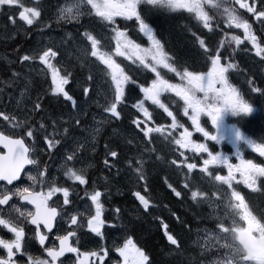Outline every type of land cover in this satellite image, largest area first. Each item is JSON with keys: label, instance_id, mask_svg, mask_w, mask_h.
<instances>
[{"label": "rangeland", "instance_id": "374dc122", "mask_svg": "<svg viewBox=\"0 0 264 264\" xmlns=\"http://www.w3.org/2000/svg\"><path fill=\"white\" fill-rule=\"evenodd\" d=\"M187 2H190V0H186ZM20 2L24 5V7L32 8L38 11L37 6L34 5V2L30 0H20ZM114 2H122V0H114ZM181 2H184L181 0ZM207 4L204 6V11L207 12L208 10L212 11V13L215 14V17L209 16V24L211 26V31L209 28H205L203 25V21L199 20L194 12L187 11V9L176 11L174 9H171L167 7L164 3L161 2V0H140L139 5L142 3V7H146L147 3L149 5L152 4L151 7H154L158 10L163 11V15L170 13H173V15H183L187 12L188 15L192 16L196 24L200 27V29H205L207 32V36L205 39L207 42V38L209 36H212L213 33H216L214 37V42H217L219 40L220 35L218 34L216 29L217 24H221L227 29V33L233 31L232 34H225L224 37L221 36V42L223 43V47L221 50H217L220 52H223L225 56H229L234 49V51L239 50L242 48L241 55V61L240 64L245 65L246 68L251 71V73L254 72V66L251 63L256 64L255 76L259 79L261 76L260 74L264 72V64L260 63V56L256 55V48L253 46L252 41L247 39L244 33V30L242 28H236V27H228L227 25V17L224 14L225 8L229 7V1L228 0H204ZM243 2H245L243 0ZM79 3V7H75V5ZM62 8L55 10L54 13L58 15L59 20L56 22V20L46 21L44 24L40 26L39 33L36 37V42L33 44L28 45H21V46H11L9 42L13 39V31L15 30L11 25L5 24L2 35H0V130H6V131H0V133H5L11 135V132L8 131L10 128H20L22 127V124L24 120L28 117L31 118V121L34 120L35 113H33V104L37 103L40 98L43 97V93L45 90L42 89V87L39 85V83L43 82L44 80L47 81V83L52 86L53 88V95L55 99L61 103L62 106L66 107L67 110L71 112H75L74 109H72L71 102L67 101L63 93L55 91L57 84L62 80H67L68 83L62 84L61 86L64 88L65 91H68L70 95H72V91L70 89H75L77 96L81 91V84L83 80L88 75H94L97 80H99L101 83L104 81H108L109 84H111V91H105L102 92L100 95L93 96L92 101L89 102V104L84 105V112H82L79 116H86V112L89 113L90 107L94 108V115L93 118L97 117L100 121L97 119H94V122L96 125H94L91 128H77L75 125V118H73V121L69 125V130L72 133L71 136L65 137L64 133V123H65V110L61 111L59 115L55 118V120L52 122V118H49L46 120L49 127H53L56 130H59L58 135H63L62 138L61 147L59 146L58 151L56 153L49 152V145L45 143L43 138H40L38 141H36V137L32 136L31 138L34 140V142L37 144L35 149V158H39L43 161L42 165V171H44L42 177L46 175L49 179L47 180V183H44L46 186V191L43 192V195H47L51 188L53 186H61L62 188H70L73 184H76V180L70 179L68 176L65 175V172L71 168V164L68 163L67 156L71 155L72 147L74 149V143L73 140L75 138H78L77 133L80 130H86L87 135L84 137L83 133L82 138H80V141L84 143L85 138L87 139L86 144V150H81L78 155L83 157L84 163L91 164L92 162L89 160V144L94 142L95 139H97L99 131H101L103 134L107 135L109 133V128L111 125V121H108V118L103 116L102 113H100L101 107H98L99 105H105L106 102L110 103L114 97L113 93L115 92V82L112 81V69L105 68L106 72L95 70L94 64L89 63V66L83 61L84 57L82 55L83 52L81 49H76V40L74 37L75 34L69 32L66 27L72 26L67 25L65 22H68V20L73 19V24L80 26L84 28V21H88L90 18L91 13H95L96 10L92 7L91 4L87 2V0H83V2H79V0H65L61 2ZM239 4L235 3L234 0V6ZM7 11L9 13L13 12V9L7 8ZM183 9V8H182ZM23 9H19L18 11H15V13H19V11H22ZM86 10V12H85ZM89 12V13H87ZM185 14V15H187ZM101 17V16H100ZM37 18V17H31ZM121 18L125 22L127 21V24H130L132 28L135 30L133 32L129 31L130 29L127 27H119L120 30H123L121 32L124 33L123 37H118L119 41L121 43V51H124L126 53L129 52V49L124 48L123 45L127 43V41L131 40L135 43L134 38L140 37L141 40H144L146 42V47H151V42L148 40L147 36H145L143 33L139 31V25L135 21V19L128 20L125 19L123 16H114L112 21H108L101 17V21H104L106 24L113 26L115 24L116 19ZM18 21V19H16ZM216 22V24H214ZM34 24V20H33ZM60 24V26H59ZM70 24V23H69ZM20 23L16 24V26H19ZM126 26V25H125ZM194 29V28H193ZM190 28L189 33L186 32L185 27L177 31L176 33H173L171 42L172 45H169V48L165 51L168 53L169 56H172L173 54H176L177 59L181 65L188 67V69H182L178 63H174L172 60H169L168 63L172 65V67L176 68L178 72L184 73L185 71L191 72L193 74H207L211 71L212 66L211 60H209L205 56H201L199 53L203 51L200 47L196 46L194 50H192V46L194 44L195 36H193L194 30ZM119 31V30H118ZM117 31V32H118ZM72 37H67L66 34ZM232 36L239 37L243 43L240 45H236L234 41L231 40ZM257 39V37H256ZM118 40V39H117ZM116 40V41H117ZM257 43L261 48H264L263 45L259 43V40L257 39ZM199 44V42H198ZM225 45H229V47H224ZM141 46V45H140ZM246 46V47H245ZM2 48L5 49L2 50ZM117 48V47H116ZM116 48L113 50L111 55H104L105 57H111L113 61H115L116 64L120 66L121 69H123L124 74L129 76L132 80H135L136 83L142 84L143 82L148 81V76H152V79L156 80V73L152 72L150 69H146L143 67V65L140 64L139 60H136L135 57H132L131 59L128 58L127 55H117L116 54ZM51 51L55 52V56H49L47 58V61H41L39 59L40 56L43 55L44 51ZM5 52V53H4ZM199 52V53H198ZM238 52V51H237ZM25 55H28L29 57H35L34 59H29L28 61H24L23 57ZM200 56L203 58V61L208 64V70L205 72H198L202 66V60L197 57ZM95 57H101V55H95ZM179 57V58H178ZM102 60V59H101ZM77 61L80 62V66L77 65ZM103 62V60H102ZM104 63V62H103ZM149 63H152L149 61ZM105 64V63H104ZM51 65V67L49 66ZM106 65V64H105ZM236 68L229 70L225 75L228 78V83L231 85L230 80L235 78V81L239 79L240 72H234ZM257 70L261 71V73H258ZM156 71L160 73V77L167 81L169 84L172 85H178L180 88L188 89L190 87L188 83V79H181L180 76L176 74V72L170 71L168 68H164L163 66L156 65ZM56 75V81L53 80V75ZM73 77H77V80H74ZM135 83V84H136ZM153 80L150 82L152 85ZM39 85V87L37 86ZM131 84L130 82L128 84L124 85V93L125 97L128 94V88ZM87 86V85H83ZM232 86V85H231ZM214 87L219 90L221 88V85L219 83H216ZM105 89H107V85H105ZM33 94V97L31 96ZM112 94V96H111ZM195 98L198 100H201L203 103H201L200 107H204V104L213 105L216 103L215 98L212 94H208L207 97H205V94L203 92L197 91L195 93ZM75 99V98H74ZM160 102L167 108L168 111H165L164 108H161L159 105L154 104L152 100L146 99L144 93L142 92V96L139 97V99L134 97L130 101H134L135 107L138 108V112H140V117L137 118L140 120V122L143 123L144 126L139 129L141 134L138 132H133L130 130H126V133L124 135L125 138H129L134 144L142 147V149L149 148L152 151H156L159 155L160 149H169L170 146H168V141L172 138L173 141L171 143L175 144L174 150L177 152L178 155V161L177 164V171L181 174H185L186 170L188 169L187 164L194 163L198 164L197 161H204L206 159H210L207 152H197L193 148L189 147L190 152H186V148L180 147L176 143V140H184L185 143L194 142L196 144H199L197 141H189L188 139H193L195 136L190 135L189 137L183 136V130L180 129L181 122L178 118L185 119L188 118V120H191V116L194 114L193 109L186 104L185 100L176 94L175 91H165L163 92L160 97ZM143 102V108L140 107V102ZM250 103V102H249ZM251 104V103H250ZM53 105V102L50 104ZM45 107V106H44ZM176 107L177 112L175 115L172 114V116L165 115L168 112H171V108ZM187 108V115L185 114V109ZM252 111L249 114H241L244 115L245 118H252L254 117V114L256 113V110L254 107H251ZM143 109H147V111L151 114L150 116H145ZM153 110L158 112V121L160 124L155 129L148 130L152 128L150 125V122L153 120ZM106 113V112H105ZM165 113V114H163ZM172 113V112H171ZM20 115L23 120L20 123L19 117L17 115ZM107 115H111V113H106ZM134 114V111H133ZM142 114V116H141ZM240 113H234L231 110H227L223 114V120H222V126L223 129H220L221 134L223 135L224 139H222L219 143L224 142L226 145L225 147H228L229 153L221 154L223 156L228 157V164H231L232 166L235 163L237 155V152L239 154H242L244 149L248 151L249 149L260 155L258 151L253 150L251 147L248 146L247 141L253 140L257 144H264V130L262 129V119L257 120L253 123L249 124V128H247V133L241 132L239 129L234 130V126L232 124L233 121L237 119V116ZM74 117H76L75 114H72ZM5 116L10 117V119H5ZM47 117V114H44V118ZM67 117V116H66ZM205 117H208L210 120L211 118L205 113H202L199 115L198 119H203ZM68 118V117H67ZM147 119L148 121H145ZM174 120L177 124V127H173ZM165 121L167 123L165 124ZM37 123H42L40 120H37ZM192 124V122H191ZM148 127V129L146 128ZM192 127L195 128L193 125ZM73 128L76 130L73 133ZM159 129V131H157ZM241 129V128H240ZM35 130V129H34ZM99 130V131H98ZM123 126L120 128V133L118 131H111L110 134L113 136L111 137V140L114 142H117L118 137L120 134H122ZM239 131L243 139L238 140L235 137V133ZM263 132V133H262ZM147 133V135H145ZM195 133V131H194ZM202 134V133H201ZM18 135L27 136L26 131L23 129H19ZM256 136V137H255ZM122 142L121 140H119ZM228 141V142H226ZM214 143V141H212ZM214 143V144H215ZM65 145H70V147H66ZM222 146V145H218ZM127 151V150H126ZM142 152V151H141ZM236 152V154L234 153ZM183 153V155H181ZM196 153H203L204 155H199L196 157ZM219 153V151H215L213 154ZM125 149H122V155L124 156ZM76 155V156H78ZM33 156V155H32ZM193 157V161H190ZM264 157V156H263ZM74 160V159H73ZM190 161V162H189ZM75 162V161H74ZM72 161V163H74ZM77 165L76 163H74ZM154 163L149 165L150 173L155 168ZM205 166V165H203ZM160 168V167H159ZM222 169L228 168L226 164L221 166ZM161 169V168H160ZM192 171V170H191ZM130 172L127 171L124 174H128ZM239 175H241L240 171H237ZM30 176L35 177L36 184H38L39 178L36 173H34V170H31ZM242 176V175H241ZM138 176L135 174V176L131 175L127 180L132 185L137 184V178ZM235 177V176H234ZM126 179H123L122 182H127ZM43 181V180H42ZM44 182V181H43ZM108 181H105L106 183ZM111 186H117L113 182H108ZM74 186V185H73ZM33 189H35L33 185ZM163 191V192H162ZM159 191H154L156 194V198L158 201H161V199L169 197L172 198L171 194L165 190L162 189ZM57 196H59V193H55ZM125 196V195H124ZM117 197V198H123ZM236 194L234 193V199L236 200ZM74 195L72 196V198ZM78 199L77 205L75 206V209L73 208L72 214H75L77 212L79 214V225L76 227H73L74 230H77V236L79 237L80 232H88L89 236L92 238L90 242L81 241L82 244H84V247L80 248V251L83 252H91L96 251L100 253L101 255L99 257H89L86 264H92V260H94L95 264H140V258L136 261H132V248L131 246L127 250V261L125 260L124 256H121L122 260L112 259L114 257V248L116 243V240L120 238V242L117 243V247H121L124 245L125 238H126V227L124 229L123 226L120 224H117L115 228L109 227L111 225V221L107 220V222L101 227V231L103 233V236H97L95 233L91 232V230L88 227L87 221L91 219V216L95 215L94 209L87 204H85V201H88V197H81ZM51 198V197H50ZM57 202V200H54V203ZM242 205V204H241ZM230 210L235 212L236 214L232 215V219L230 221V228L227 227V225H224L226 227V231L229 239L225 238H219L217 234H215V240L219 250H224L225 252L221 251L224 255L220 254V251H213V254L211 257L207 256L208 254H211V251L202 252L201 254L204 255L209 261L210 264H246V261L251 254H256L260 256H264V226L260 222H258L257 217L250 213L245 205L241 206L237 203H233L232 205L229 204ZM79 209V210H78ZM124 214L129 219L132 218L133 213L129 212V210H134L139 213L140 206L138 204H131L129 202L125 203L123 206ZM17 211V210H16ZM16 211H13V213H16ZM89 211L91 212V215H89ZM11 212H7L6 215H2L0 213V217L9 219L13 221L14 223L18 224L19 226L23 227V222L20 218H18L16 215L14 218L11 216H8ZM105 216H102L101 219H104ZM70 215H68L64 220H69ZM82 222V227L80 226ZM247 224H252L255 226L256 230L254 232L256 240L259 244V250L258 252H250L245 245L242 244V242L239 240L238 235L240 231L247 230ZM95 226V224H94ZM140 234V233H139ZM0 237L4 240H13L15 237L13 233L9 232L7 228H4L2 225H0ZM148 238V240H145L144 238ZM152 237V238H151ZM153 236L151 233L144 236L143 234H140L139 237H137V247L141 250V252L146 255L149 260L145 261L144 264H149L150 262V256H149V249L154 252V261L156 264H176L179 261H175L174 257H181L184 255V253H176L171 255L168 254L166 256H162L160 253L156 252V248L154 243L150 244L148 241H152ZM145 241L147 242V245L145 244ZM26 241L22 243V250L25 248ZM215 245V244H214ZM77 247H80L79 245ZM21 250L20 253H18L14 260L16 263H19L20 261H23L24 264L28 261L29 258L25 257L26 252H23ZM106 250L107 254L104 255V251ZM152 254V253H151ZM153 255V254H152ZM162 256V257H161ZM74 257V255H73ZM0 258H7V252L4 248L0 247ZM36 259V258H33ZM61 260H64L65 257L62 256L60 258ZM183 264H189V262L184 263L183 257L179 258ZM132 261V262H131ZM201 262L205 264V260L201 259Z\"/></svg>", "mask_w": 264, "mask_h": 264}, {"label": "snow or ice", "instance_id": "6c2138e0", "mask_svg": "<svg viewBox=\"0 0 264 264\" xmlns=\"http://www.w3.org/2000/svg\"><path fill=\"white\" fill-rule=\"evenodd\" d=\"M79 2H83V0H79ZM89 4L92 5V7L96 10L97 15L103 17L104 19L108 21H112L114 16H123L125 19L132 20L135 19V21L139 25V31L143 33L145 36H147L148 40L151 42L150 48H142L139 44L134 43L133 41L129 40L126 44L123 45L124 48L129 49V52L126 53L124 51H121V43L119 39L117 40V48H116V54L117 55H127L129 59L132 57H135L136 60H139L140 64L143 65L144 68L150 69L152 72L156 73V80L153 81L152 86L150 88H145L143 86H140V91L144 93L146 99L152 100L154 104L159 105L161 108H164L165 111H168L167 108L160 102V95L165 91H175L177 95L181 96L186 104H188L189 107L193 109L194 114L191 116L192 124L195 126V129L197 132L202 133V135L211 141H214L216 143H219L222 139H224L223 135L220 132L221 126H222V120H223V114L227 110H231L234 113H240V114H249L252 111V108L249 104L244 102V99H242L241 95L237 91L236 88H233L228 83V78L225 75L230 69H234L237 67V65L233 63H228L226 66L220 65L221 57L224 55L223 52L217 51L216 49L222 48L223 43L221 42L219 45L214 43V37L216 33H213L212 36H209L207 38V42L205 39H200L197 37L199 46L201 49H203L202 52L199 54L201 56L207 57L209 60H211V71L205 74H193L191 72L185 71L184 73L178 72L176 68L172 67L171 64L168 63L169 60H172L174 63H178V59L176 54H173L172 56H169L168 53L165 51L164 44L161 43L159 39H157L153 35V30L149 25L142 21L141 19V8L139 7L140 0H122V2H114V0H87ZM162 3H164L167 7L171 9H187L189 12H194L197 16V18L201 21H203V25L205 28H209L211 31V26L209 24L210 17L207 16L206 12L204 11V0H190V2H181V0H161ZM235 3L239 4L241 8L245 9L248 13H251L253 16H255L261 23L262 30H264V7L256 8L251 4H246L243 2V0H235ZM260 3L264 5V0H260ZM9 8L13 9V14L10 16L11 22L15 25L16 21L14 19L15 11H18L19 9H23L22 11H19V17L20 20L25 21L28 25L33 24V19L31 17H39L41 13L39 11H36L35 9L24 7V5L20 2V0H0V9L2 8ZM75 7H79V3L75 5ZM224 14L227 17V25L228 27H236V28H242L244 30L245 36L247 39L252 41L253 46L256 48V55L260 56V63L264 64V48H261L259 44L257 43V39L255 35L252 32V27L248 23L246 19H243L241 16L237 15L236 11L232 8H225ZM144 18L148 19L151 15V12L147 9L143 10ZM85 35H88L87 32H85ZM196 34L193 33V36ZM118 37L124 36L123 32L117 33ZM90 40H92L93 47H95L97 41L93 39L91 36L88 37ZM231 40L236 43V45H240L243 43V41L237 37L232 36ZM246 47V46H245ZM55 56V52L44 51L43 55L39 57L41 61L46 62L47 58L49 56ZM93 55H97V53L94 51ZM34 59L35 57H29L28 55H25L23 57L24 61H28L29 59ZM103 62L108 66V68L112 69V81L115 82V92L113 93V100L111 103H107L105 105H99L98 107H101L104 112L111 113L113 117L119 116V112L117 111V104L120 103L124 99L131 100L134 95L136 99H139L138 95H136V89L134 87L129 86L128 88V94L127 97H125L124 93V85L128 84L129 82L131 84H135L136 81L132 80L129 76L124 74L123 69L120 68L118 64L115 63L111 59V57H105L104 55H101L100 57ZM151 61L152 63H149ZM156 65L163 66L164 68H168L170 71L176 72L178 76L181 77V79H188V83L190 87L188 89H181L178 85H172L169 84L167 81H164L160 77V73L156 71ZM51 67V65H49ZM74 80L78 81L77 77H73ZM54 82L56 81V75L54 73L53 75ZM79 82V81H78ZM253 91H260V87H255L253 81H247ZM68 83L67 80H62L57 84V87L55 91L63 93L64 98L67 101L71 102L72 109L75 110V115L79 116L82 112H84V105L89 104L90 101H92L93 96L100 95L102 92L105 91H111V84L108 83V81H104L101 83L94 75H88L81 84V91L78 94L77 98L74 99V95H76L75 89H70L72 91V95L69 94L68 91H65L64 88L61 86L62 84ZM216 83H219L221 85V88L217 90L214 85ZM83 85H87L86 87ZM105 85H107V89H105ZM203 92L205 94V97L208 96V94H212L215 98L216 103L213 105L204 104V107H200L201 103H203L201 100H198L195 98V93ZM136 106V105H133ZM140 107L143 108V102H140ZM33 110L43 111L41 104L34 103L33 104ZM145 116H150L151 114L147 111V109H143ZM211 118V124L215 128V134L210 133L209 131L205 130V128L201 127L199 122V115L202 113H205ZM86 114V113H85ZM185 114L187 115V108L185 109ZM168 115L171 116L172 113L168 112ZM5 119H10V117L5 116ZM82 121L80 119H75V125L78 127L80 126ZM133 123H137L136 121H133ZM139 126V125H138ZM180 127H183L182 125H179ZM27 127V125L25 126ZM173 127H177V124L174 120ZM76 129L73 128V132ZM159 131V129H157ZM47 133V126L45 123H40L39 127L35 130L28 129L27 135L29 137L35 136L37 140L41 138L43 135V139L45 143L49 145V147H53L51 140H49L47 135H44ZM64 133L68 136H71L72 133L69 132L68 128L64 129ZM147 135V133H145ZM191 134L188 132L187 129H185L183 136L189 137ZM235 137L238 140H242L243 136L242 134L237 131L235 133ZM0 142H5V146L9 147V150H13V146H15V149L17 151V157L15 159V162L12 164H9L7 166L0 164V181H5L7 185L13 184V181H16L19 179L20 172L25 164H37V161L29 159L26 155L28 152V149L24 146V143L22 140H9L7 137H4L3 135H0ZM57 144H59V140L56 141ZM73 143L80 149V150H86V144L87 139L85 138L84 143H81L80 138H75L73 140ZM176 143L180 145L182 148H193L197 152H207L210 159L204 160L205 167L201 169V171L207 172V166L210 164H226L229 169V177L234 179L232 172H233V166L231 164H228V157L223 156L219 153L213 154L212 152H209L208 147L206 144H196L194 142L185 143L184 140H176ZM247 144L249 147H251L253 150L258 151L261 156H264V144H257L253 140H248ZM110 155L112 157H117L118 153L117 151L110 150ZM239 154V152H237ZM183 155V153H181ZM73 159H78L76 156L75 149L73 150L71 155L67 156V160L71 161ZM105 166H108V161L105 160ZM173 164H175V161H172ZM242 167L238 166L235 170L240 171L241 175L243 177V183L247 185L250 189L256 190V180L258 177H264V166H260L257 164H254L251 160L248 161H242ZM187 167L189 171L195 169L197 166L194 163L187 164ZM139 171V170H138ZM43 175V173H41ZM65 175L68 176L70 179H74L79 182V184L84 185L87 184L88 181L85 179L84 172L80 171H74L72 169H68L65 172ZM30 180L35 181V177L29 176ZM138 179H145L144 175L141 173L138 177ZM227 182V181H225ZM168 187L171 189L172 193H174L175 196L180 197L182 195L181 191H177L176 188H174L171 184L168 185ZM185 188L188 187L187 184L184 186ZM229 187H231V184H229ZM56 192H63L64 196V204L65 205H71L68 208L63 209L60 213L57 212L55 207L48 208L46 201L51 197L52 194ZM27 194V195H26ZM236 196L240 200H244V198L240 195V193L236 192ZM103 193L101 191H94L89 199L91 200L92 204L95 205V215L91 216V219L87 221L88 227L91 230V232L95 233L97 236H103V233L101 231V227L107 222L109 219L108 216H105L104 219H101V216L103 214V204L101 203V196ZM133 195L139 200L140 204L143 205L144 209L147 211L149 210V201L145 199L144 196L140 195L139 192L133 193ZM200 195V193L196 191L191 192L192 198L195 200L197 196ZM19 196L20 198L24 200H28L29 203L35 205L36 212L27 213V218L29 219V223L32 225H35V229L33 231L35 232L36 237L39 240L40 245L44 246L45 241L48 239L47 235L41 234L40 231V225L43 224V227L47 229L49 233L53 231V227L55 226L57 228V231H62L63 225L60 224L56 218L57 216L60 217L61 220L64 219V213H71L73 211V207L75 206V202H70L69 197V189L68 188H60V187H53L49 191V193L45 195H36L33 196L32 193L29 192V188L25 187L23 189L15 188V189H7L5 188V191L0 192V205H8L9 201L13 199V197ZM87 204V201L84 202ZM105 203H107V199L105 200ZM19 211V209H17ZM43 210V211H42ZM121 210L119 208L115 209V213L117 214L116 218L119 219V213ZM21 216H24L25 213L21 212ZM89 215H91V212L89 211ZM179 219V218H177ZM55 222V224H54ZM183 223V221H180ZM78 219L77 215H70V226L71 225H77ZM95 224V226H94ZM0 225H2L4 228H7L9 232L13 233L14 239L13 240H4L0 239V247L4 248L7 252V258H0V264H16V261L13 259L14 256H16L18 253L22 250V241H24L25 237V231L24 228L19 226L18 224L14 223L13 221L9 219H5L0 217ZM82 227V222L81 225ZM109 227L115 228V224L109 225ZM76 236V231L74 230H68L66 235L63 236H57L56 239L60 241L59 250H56L55 247H49L46 248L47 254L49 257H51V261L46 260H39V259H33L32 257H29L26 264H56V261L59 260L60 257L65 256V253H71L74 254L73 256L65 257L64 260H60L59 264H86L89 257H99L101 254L96 251L91 252H81L80 248L84 247V244L81 243V241L90 242L91 237L89 236L88 232H80L79 237L76 240V243L80 245V247H73L71 246L68 241L69 237ZM167 240L172 244L179 247V242L176 238H174L172 235H168L166 233ZM135 248V246L132 244L131 239H128L124 245L123 248L118 249L121 256L125 257V260L127 261V250L129 247ZM137 256L140 258V264H144L145 261H148L149 258L144 255L143 252H141L139 249H135ZM104 255L107 254L106 250L103 253ZM149 264H156L155 261H150ZM246 264H264V256L251 254L249 255Z\"/></svg>", "mask_w": 264, "mask_h": 264}, {"label": "trees", "instance_id": "16d2710c", "mask_svg": "<svg viewBox=\"0 0 264 264\" xmlns=\"http://www.w3.org/2000/svg\"><path fill=\"white\" fill-rule=\"evenodd\" d=\"M246 20L248 23L252 24L251 17L247 16ZM260 26L261 23L259 24V22L256 26H254L256 32L259 35ZM178 29H180L179 22L171 27L172 31H176ZM260 36L263 38L262 35ZM14 38L16 44L19 46L25 45L26 40L23 39L22 33L19 30H16ZM251 80L254 81L256 86L260 87V91L262 90L263 93V82L255 79L252 76ZM41 87L44 90L46 89L44 86ZM31 96L33 97V94ZM53 100L54 98L51 97L49 93L44 92L43 97L38 101L43 106H45L44 110L45 114H47V117H45L46 120L52 118V122L58 115L54 103L52 106L50 105ZM262 101L264 102V93L262 94ZM123 108L124 109L122 110L121 117L118 120L111 122L112 128L116 129V131L119 133L121 126H123L122 134H120L117 142H114V144L120 146L123 142L129 141V138H125L124 135L128 129L127 126L132 125L133 121L135 120V117L130 113V108ZM262 129L264 130V126ZM119 140H121L122 143ZM124 149L130 152L129 162L133 161L139 170H141V172H146L144 174L145 179H143L142 183V194L145 197H147V195L156 197L154 191H162V189L168 190L172 196V198L166 197V199H161V201L157 203L155 209H152L148 212L136 213L132 215V218H127L125 227L128 233L137 236L140 234L146 236L147 234L151 233L153 240L148 242L150 244L154 243L156 252L160 253L162 256H166L171 253V255L176 253H184V255L181 256L183 257L184 263L189 262V264H204L201 262V259H204L205 264H210L205 257V254L202 255L201 253L205 251L207 252L209 249L211 254H208L207 256L211 257L213 251H220L215 240V232L219 227L222 226L219 225L218 222L220 220H226V217L220 213L222 212V209H219V212V206H217L216 203V201L219 200L216 196L223 194V190L217 184L216 179L211 176H198L189 178L185 174L179 173L177 168H175V166L170 162L169 155H163L165 153V149H160L159 156L156 155L157 152L152 151L149 148L144 150L142 147L134 144L133 142L130 145L128 144L124 146ZM152 163H154L153 166L155 168L150 173L148 165ZM96 164L97 166L94 171L98 172L102 168L101 161L98 160ZM158 166L161 168L160 172ZM107 169L108 168L105 167L102 174L106 173ZM169 184L176 188L177 191H181L182 195L180 197L175 196L168 187ZM185 184H188L187 188L184 187ZM115 190L117 192H125L124 184L117 185ZM192 191L200 193V195H198L195 200L191 196ZM224 197L225 196H222L220 200H222ZM252 198L256 207H261L264 205V193H255L252 195ZM125 203H127V201H125L124 204ZM158 218L163 219L166 224H160L158 222ZM181 220L183 223L180 222ZM154 224H157V226H154ZM164 226L167 227L166 232L163 231ZM166 233L168 235H172L178 240L179 247L173 246L167 240ZM148 238L146 237L144 239L148 240ZM145 244L147 245L146 241ZM149 251L150 261H154V252L150 249ZM220 254L223 253L221 252ZM181 257H174L175 261H179L176 264H183V262L179 259Z\"/></svg>", "mask_w": 264, "mask_h": 264}, {"label": "flooded vegetation", "instance_id": "af4514ba", "mask_svg": "<svg viewBox=\"0 0 264 264\" xmlns=\"http://www.w3.org/2000/svg\"><path fill=\"white\" fill-rule=\"evenodd\" d=\"M5 188H7V189H15L16 187H14V186H11L10 187V186H6V185H0V192L5 191ZM24 206H30V205H28V203L25 204L22 201V198H20L19 196H16V197H13L12 201L10 202V204L7 207L1 208V209H3V211H5V210H14L16 208L19 209V210H22V208ZM29 212L30 211L27 210V212L25 213L24 216H21L20 214H17L16 215L18 218H20L22 220V222H23V228H24L25 233H26V230L28 228V225H24V224L25 223L29 224L28 223L29 222V218H27V213H29ZM33 213H34V211H33ZM14 216H15V214L12 213L11 214V217L14 218ZM29 235H30V232H29ZM29 247L31 248L33 246H31V244H30ZM46 248H47L46 245H44V246L40 245V243L37 240V247L30 252V255H32L36 259L45 260V257L47 255ZM69 255H70V253H67V256H69ZM71 255H74V254H71ZM14 258H15V256L13 257V259ZM16 264H23V261H20L19 263H16Z\"/></svg>", "mask_w": 264, "mask_h": 264}, {"label": "bare ground", "instance_id": "6f19581e", "mask_svg": "<svg viewBox=\"0 0 264 264\" xmlns=\"http://www.w3.org/2000/svg\"><path fill=\"white\" fill-rule=\"evenodd\" d=\"M121 143H122V142H121ZM131 143H132V141L129 139V141H127V142H123L122 145H123V146H126V145H128V144L130 145ZM129 155H130V152L125 150V154H124V158H125V160H124L123 163L120 164V171H121V172H125V171H126V163L129 162V160H130ZM164 199H166V198H164Z\"/></svg>", "mask_w": 264, "mask_h": 264}, {"label": "water", "instance_id": "95a60500", "mask_svg": "<svg viewBox=\"0 0 264 264\" xmlns=\"http://www.w3.org/2000/svg\"><path fill=\"white\" fill-rule=\"evenodd\" d=\"M240 238L245 243L246 246H249V242H250L251 247L253 246L251 240L249 239L250 238L249 236L243 234L240 236ZM248 239H249V242H248Z\"/></svg>", "mask_w": 264, "mask_h": 264}]
</instances>
